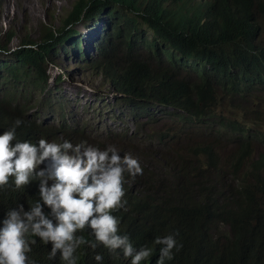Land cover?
<instances>
[{"label": "trees", "instance_id": "trees-1", "mask_svg": "<svg viewBox=\"0 0 264 264\" xmlns=\"http://www.w3.org/2000/svg\"><path fill=\"white\" fill-rule=\"evenodd\" d=\"M103 16L109 28L98 33L89 67L103 75L117 99L138 102L133 116L146 114L147 102L183 109L191 120L183 144L166 157L159 154L163 160L156 166L168 171L125 176L127 204L112 213L119 234L137 250L154 249L144 264H157L154 240L170 234L180 247L165 264H264V110L261 116L241 109L247 100L264 104V0H72L57 33L49 30L40 42L23 39L14 49L0 47V134L20 119L18 141L36 143L43 135L48 141L89 142L83 130H68L61 116L42 129L37 119H27L22 104L29 92L47 89L44 68L59 49L84 55L78 23ZM218 89L230 96L231 110L217 109L223 101ZM198 125L213 138L199 137ZM109 145L124 149L119 140ZM93 146L103 150L106 144ZM38 198L39 191L15 190L10 178L0 189V220ZM50 250L37 240L29 259L65 264L59 253L49 260ZM76 255L78 264H131L130 257L102 245L95 251L82 246Z\"/></svg>", "mask_w": 264, "mask_h": 264}, {"label": "clouds", "instance_id": "clouds-1", "mask_svg": "<svg viewBox=\"0 0 264 264\" xmlns=\"http://www.w3.org/2000/svg\"><path fill=\"white\" fill-rule=\"evenodd\" d=\"M175 110L179 114L172 124L149 134L146 143L135 146L134 141L120 140L123 150L112 145L101 150L93 146L97 142L90 143L92 139L80 143L50 142L44 138L36 143L18 141L16 129L23 121L17 119L0 134V189H6L13 178L15 190L27 187L39 191V198L27 210L24 204H18L0 220V264H35L28 254L37 240L51 245L49 260L59 253L65 264H78L76 253L82 246L95 251L101 245L130 257L131 264L149 260L154 249L137 250L127 235L119 234L120 221L112 213L127 204L125 176L142 177L150 169L168 171L156 166L163 160L159 154L166 157L189 137L184 132V126H191L188 113ZM130 189L137 192L136 186ZM84 232L94 239L80 235ZM154 245L159 246L157 264L172 260L173 250L179 251L180 247L171 234L156 238ZM94 259L102 262L103 257L96 254Z\"/></svg>", "mask_w": 264, "mask_h": 264}, {"label": "rangeland", "instance_id": "rangeland-1", "mask_svg": "<svg viewBox=\"0 0 264 264\" xmlns=\"http://www.w3.org/2000/svg\"><path fill=\"white\" fill-rule=\"evenodd\" d=\"M71 2L72 0H0V47L14 49L23 39L40 42L49 30L57 33ZM104 17L99 21L82 20L78 23L77 35L81 38L80 48L84 55L79 58L72 49L65 52L62 48L53 54L52 63L46 64L44 68L48 78L47 89L44 92H29L30 96L27 103L24 100L23 106L27 109V119H37L42 129L44 126L54 125L60 120L58 116H61L62 121L68 125V130H83L84 134L92 139L91 144L101 141L102 144L109 145L126 138L129 143L134 141L133 145L136 146L142 142L146 143L148 135L154 134L155 130H162L171 125L179 111H176L175 107L144 102L142 104L147 108L146 114L133 116L138 102L117 99L115 90L102 80L103 75L89 67V57L96 55L92 45L98 33H103L109 28ZM141 26L147 38L151 39V34L146 31L145 26ZM7 34L12 38L8 40ZM65 45H68V42H65ZM67 48L70 49V46ZM2 54L4 53H0V58ZM151 60L152 58H149L147 62L153 67ZM189 67L187 65V68ZM216 94L218 99L223 100L217 105V109L231 110L230 96L221 89H218ZM127 102L130 104L126 106ZM241 109H252L258 114L261 113L260 110H264V104L258 100H247ZM261 114L263 116V113ZM124 130L126 131L122 134L121 131ZM47 134L54 137L49 132ZM42 136L40 137L44 138ZM198 136L207 140L213 138L199 125ZM223 146L224 150L227 149L226 145Z\"/></svg>", "mask_w": 264, "mask_h": 264}, {"label": "bare ground", "instance_id": "bare-ground-1", "mask_svg": "<svg viewBox=\"0 0 264 264\" xmlns=\"http://www.w3.org/2000/svg\"><path fill=\"white\" fill-rule=\"evenodd\" d=\"M24 12V11H23Z\"/></svg>", "mask_w": 264, "mask_h": 264}]
</instances>
